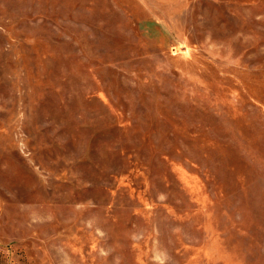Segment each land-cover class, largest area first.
<instances>
[{"label": "rangeland", "instance_id": "374dc122", "mask_svg": "<svg viewBox=\"0 0 264 264\" xmlns=\"http://www.w3.org/2000/svg\"><path fill=\"white\" fill-rule=\"evenodd\" d=\"M0 264H264V0H0Z\"/></svg>", "mask_w": 264, "mask_h": 264}]
</instances>
